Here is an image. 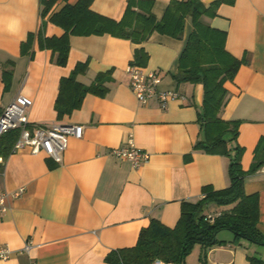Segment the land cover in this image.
Returning <instances> with one entry per match:
<instances>
[{
	"label": "crops",
	"instance_id": "crops-1",
	"mask_svg": "<svg viewBox=\"0 0 264 264\" xmlns=\"http://www.w3.org/2000/svg\"><path fill=\"white\" fill-rule=\"evenodd\" d=\"M76 1L55 0L42 14V0H0V113L23 96L31 100L27 108L31 123L83 126L80 138L68 137L60 162L27 146L2 156L0 191L6 197L5 209L0 210V246L8 247L10 254L0 258V264H110L105 256L133 246L150 219L174 226L183 201L200 199L204 186L222 189L230 183L228 156L194 148L202 136L201 84H178L173 78L189 23L181 39L153 33L140 44L110 34L71 35L66 63L60 65L57 53L42 46V39L63 33L50 16ZM169 1L153 0L157 18ZM126 5L127 0H91L89 7L118 21ZM204 20L224 30L226 50L243 59L233 80L224 84L228 97L219 116L240 120L236 137L243 148L240 164L248 170L254 161L264 160V0L221 3L217 15ZM139 46L147 53L141 67L160 72L158 88L180 93L165 107L156 99L138 102L129 86L126 67ZM78 64L84 67L74 78L89 85L102 74L105 92H88L77 108L58 115L60 80ZM128 137L149 155L139 167L110 152ZM243 191L258 196L257 227L264 234L261 167L244 176ZM229 206L210 203L206 212ZM217 238L224 243L193 245L183 264H200L201 256L203 264H250V256L264 261V245L232 242L231 232L224 230Z\"/></svg>",
	"mask_w": 264,
	"mask_h": 264
},
{
	"label": "trees",
	"instance_id": "trees-1",
	"mask_svg": "<svg viewBox=\"0 0 264 264\" xmlns=\"http://www.w3.org/2000/svg\"><path fill=\"white\" fill-rule=\"evenodd\" d=\"M55 0H42V14H46ZM170 0L160 18L152 11L153 0H127L122 18L118 21L98 14L90 9L91 0H77L65 4L50 20L62 28L60 36L42 39V46L57 53L56 62L65 65L69 51L71 35H102L130 39L140 44L153 33L181 39L185 26L191 29L177 60L174 73L176 83L189 82L201 84L202 102L198 113L202 136L194 144L195 149L221 154L229 157L228 178L230 183L222 189L207 185L202 188L203 196L195 202L183 201L180 215L174 226H167L157 219H150L137 234L133 246L111 250L105 256L110 264H152L156 260L164 263L183 264L193 245L211 247L224 243L217 234L224 230L232 234V242L246 240L264 245V234L257 227L258 196L246 194L244 176L264 165V160L254 161L248 170L240 164L243 148L237 142L240 120H225L219 116L228 97L226 81L233 80L243 59L231 55L225 48L226 32L211 26L204 17L217 15L221 3L232 0ZM30 36V35H29ZM30 37L23 44L26 49ZM147 53L142 46L134 48L131 64L143 66ZM84 65H77L73 72L60 80L59 95L56 100L58 115L77 108L84 94L91 92L103 94L102 74L89 85L76 80L75 74L83 70ZM9 73V71H8ZM18 136V130H10L0 136V156H6L12 149ZM231 143V147L229 145ZM228 206L217 213H207V204ZM200 264L204 257L201 256ZM250 264H264L258 257H249Z\"/></svg>",
	"mask_w": 264,
	"mask_h": 264
},
{
	"label": "built area",
	"instance_id": "built-area-1",
	"mask_svg": "<svg viewBox=\"0 0 264 264\" xmlns=\"http://www.w3.org/2000/svg\"><path fill=\"white\" fill-rule=\"evenodd\" d=\"M126 72L129 76V86L140 103L146 104L151 99H156L161 107H165L167 100L180 97V93L176 89L160 90L158 88L161 76L157 70L146 71L141 66L130 63L126 67ZM29 105H31L29 98L17 96L3 107L0 113V136L16 129L18 136L12 146L13 150L27 146L36 153L42 149L56 162H60L68 137L80 138L83 133V126L58 122L47 125L31 123L27 119ZM124 142L122 146L111 149L110 152L113 156L129 161L134 168L148 160L147 152L137 147L131 137H128ZM3 163V157L0 156V175H2ZM261 169L264 170V165L261 166ZM5 197L6 193L0 191V210L5 209ZM29 246L27 244L25 249H28ZM9 252L8 247L0 246L1 259L8 258ZM155 263L174 264L164 263L160 260H156Z\"/></svg>",
	"mask_w": 264,
	"mask_h": 264
}]
</instances>
